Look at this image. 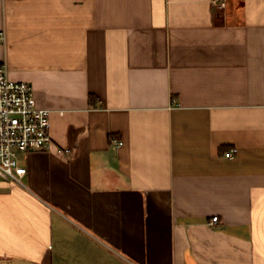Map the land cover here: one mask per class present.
<instances>
[{
	"label": "crops",
	"instance_id": "0c3cea01",
	"mask_svg": "<svg viewBox=\"0 0 264 264\" xmlns=\"http://www.w3.org/2000/svg\"><path fill=\"white\" fill-rule=\"evenodd\" d=\"M1 30L53 144L0 179V264H264V0H0Z\"/></svg>",
	"mask_w": 264,
	"mask_h": 264
},
{
	"label": "built area",
	"instance_id": "2783aa9c",
	"mask_svg": "<svg viewBox=\"0 0 264 264\" xmlns=\"http://www.w3.org/2000/svg\"><path fill=\"white\" fill-rule=\"evenodd\" d=\"M228 1L212 0V5L222 10ZM4 41L5 32L1 30L0 43ZM50 115L49 109L38 106L33 86L26 81L11 79L7 63L0 62V179L20 181L27 172L21 164V155L51 147ZM118 143L122 144V141ZM62 151L70 157L73 148ZM218 218L212 217L210 224H216Z\"/></svg>",
	"mask_w": 264,
	"mask_h": 264
}]
</instances>
